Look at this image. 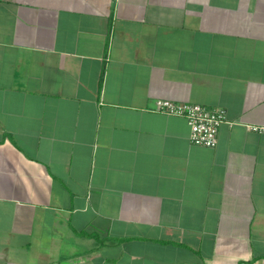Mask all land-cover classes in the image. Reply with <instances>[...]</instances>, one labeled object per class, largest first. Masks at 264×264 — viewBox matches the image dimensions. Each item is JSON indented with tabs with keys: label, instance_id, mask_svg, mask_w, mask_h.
<instances>
[{
	"label": "crops",
	"instance_id": "obj_1",
	"mask_svg": "<svg viewBox=\"0 0 264 264\" xmlns=\"http://www.w3.org/2000/svg\"><path fill=\"white\" fill-rule=\"evenodd\" d=\"M255 126L264 0H0V264H264Z\"/></svg>",
	"mask_w": 264,
	"mask_h": 264
},
{
	"label": "built area",
	"instance_id": "obj_2",
	"mask_svg": "<svg viewBox=\"0 0 264 264\" xmlns=\"http://www.w3.org/2000/svg\"><path fill=\"white\" fill-rule=\"evenodd\" d=\"M154 110L168 115L184 116L190 126V141L206 147L217 145L220 127L227 121L225 109L188 101L158 98L155 101ZM252 128L264 132V127Z\"/></svg>",
	"mask_w": 264,
	"mask_h": 264
}]
</instances>
